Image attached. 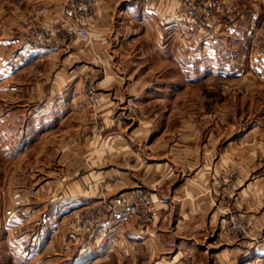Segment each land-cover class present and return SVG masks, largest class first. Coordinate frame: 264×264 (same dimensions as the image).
I'll use <instances>...</instances> for the list:
<instances>
[{"label":"crops","instance_id":"obj_1","mask_svg":"<svg viewBox=\"0 0 264 264\" xmlns=\"http://www.w3.org/2000/svg\"><path fill=\"white\" fill-rule=\"evenodd\" d=\"M185 1L96 0L83 40L68 30L81 23L73 0H0V134L12 151L5 164L27 154L21 169L6 171L10 184L23 183L0 190V218L19 212L37 230L22 238L37 247L30 264H158L167 253V264H232L239 255L264 263V124H223L219 88L213 108L187 104L205 96L191 89L223 80L248 94L264 87V78L250 86L247 77L264 61L248 59L263 14L253 0H231L239 16L207 24L210 39L191 49L181 35ZM44 27L63 43L34 45L30 29ZM169 63L179 81L169 82ZM169 101L182 110H169ZM174 113L182 119L169 129ZM146 193L155 207L145 225ZM120 195L133 200L117 215L102 208ZM93 205L102 211L87 228L81 221ZM239 214L245 234L221 247V230Z\"/></svg>","mask_w":264,"mask_h":264},{"label":"rangeland","instance_id":"obj_2","mask_svg":"<svg viewBox=\"0 0 264 264\" xmlns=\"http://www.w3.org/2000/svg\"><path fill=\"white\" fill-rule=\"evenodd\" d=\"M190 1L192 0H186L185 3L187 4L188 2L189 4ZM200 1L202 3H199V5H197L199 6L198 10H200V14L198 15L196 22H193L192 19L189 17V15H186L188 11L185 13V6H184L185 3L183 5L184 14L180 17V18L183 17L181 35L183 38L189 41L188 43L191 49L192 48L195 49L196 46L199 45V42H201L202 40L210 39L207 34L208 32L207 24H214L218 22L220 16L223 17L229 14H238L239 16V11L236 10L237 6H235L231 0H200ZM251 6L254 11H257L260 8L261 12L260 11L259 12L260 14H263L259 22V25L256 27V30L254 31V34L252 36V41L249 46L250 52H249L248 59L249 60L251 59L252 62H254L255 60L254 58L256 56L260 57L261 54L264 55V0H256V1L253 0V4H251ZM187 16L190 18V20L188 19ZM197 23L201 25V28L197 26ZM186 28H190V31L188 32L185 31ZM204 29L207 32H205ZM37 32H38L37 30L30 29L29 37L31 39H36ZM192 41H194L195 46ZM195 53L198 55L197 51H195ZM1 54H2V50L0 49V56ZM198 56H202V54ZM258 61H260L261 66H259L258 69H256L257 71L256 74L254 73L255 75L251 74V76L250 75L247 76L248 79H250L249 81L250 84H248L250 86L253 85V82L260 83L261 79L264 78V61H262V58H259ZM242 72L243 70H241L240 74H242ZM244 75H246V73ZM181 78H182V75L180 74L179 69L173 68L172 64L169 63V82H171V80L179 81ZM243 80L240 81V83H244L245 80L244 81ZM242 85L243 86L241 89L239 88L240 87L239 82H237L236 84H231L230 81L226 82L225 80H223L220 85L218 84H216V86H214L213 84L208 85V87L210 88H207L206 86H200V87L197 86V88L194 87L195 88L194 90L193 89L190 90L192 91L191 93L195 95L205 93V96L203 100H201L199 97H190L189 100L187 99V104L189 106V109H194L196 111H198V109H203V108L211 109L214 106V101L217 103V100H215L213 96L214 90L216 89V93H217V90L219 88L221 89V94H223L222 99H221V105H223L222 111L226 112V113H223L224 115H222L223 124L224 123L230 124L237 120L244 121L246 124H251V123L254 124L257 122H262V124H264V87H260V89H256L257 87L256 86L255 91L253 90V93L250 91L248 94L246 93L245 84H242ZM171 89L172 88L169 85L170 92H171ZM231 94H233V97H230ZM240 94H242V96L244 97L243 98L244 100L242 101L239 100ZM235 100L236 102H234ZM182 104L183 103H181L180 101H174V102L169 101V110L171 108H174V111L182 110ZM237 107L239 109L240 108L246 109L250 113L246 116H243V118H240V117L235 118L233 113H234L235 108ZM258 112L260 115H257ZM179 114L176 115L174 113V115L169 116V129L171 127H176L180 124L182 116H180ZM195 119L198 120V118H195ZM2 124L3 123L0 121V125ZM96 132L100 133V130L97 129ZM1 138L3 139V142ZM5 140H6V133L2 132L0 134V160H2L3 163H0V190H4V191L17 188L20 184L23 183V182L18 181V182H14V184L13 182H11L10 184V182L7 180L5 175H6V171L10 170L11 167L12 169H16V170L21 169L22 165H18L16 162L22 161V159L27 155V154L22 155V153H20L19 155H12L11 159L14 160L13 161L14 164L11 165L8 163V165H6L5 164V162L7 161L6 155L11 153L12 151H10ZM35 149H32L31 153L29 154L30 156H32V154L35 153L36 151ZM150 195L151 194L146 193V195L144 194L140 198V200L143 202V207H145L146 205H150L151 207H153L152 212L149 214V216L151 217L150 218L151 221L147 219L149 218L147 214L142 213L141 222L145 225L150 224L154 221L153 213H154L155 204L151 200ZM114 198H111V200H113ZM165 199L166 198H162L164 202H165ZM97 206L99 205H93L87 211L86 217L82 219L81 223L84 227L89 228L96 224L100 214H97L95 221L88 223L87 225L85 224L86 223L85 221H86L89 211H92L93 214L98 213L97 212L98 210L96 209ZM6 216L3 215V217L0 218V222H1L0 225H2L0 228V264H30L29 261L31 259V256L34 257L36 255L35 250L37 247L34 245H29V248H28V246H26L25 244L22 245V238L27 239L30 237H34L35 234H33V231H37V230L33 229L32 224L31 225L26 224L25 222L24 225H22L23 224L22 222H24L25 217L23 214L19 212L18 214H15V213L6 214ZM238 224L245 226V221L244 222L238 221ZM26 225H29V227L27 228ZM245 227L237 228L234 231H232V233H230V227L222 229L221 230L222 244L220 246L228 247L227 244H230L231 242V240H229L230 237L234 234H237V237L245 234L246 232ZM207 256L208 257L206 258H210V255H207ZM241 256L242 255H239L238 259L229 261V262L232 264H264L263 262H261V260L260 261L258 260L257 263L252 262V261L244 262L245 258ZM167 260H169V253H167L164 256L160 255L157 260V263L167 264ZM155 261L156 260H153L151 263L147 262L143 264H153ZM210 263L212 264L211 261L209 262V260H207L206 264H210ZM223 263L225 264V262Z\"/></svg>","mask_w":264,"mask_h":264},{"label":"built area","instance_id":"obj_3","mask_svg":"<svg viewBox=\"0 0 264 264\" xmlns=\"http://www.w3.org/2000/svg\"><path fill=\"white\" fill-rule=\"evenodd\" d=\"M74 1V8L75 11L77 13V20L79 22H81L78 26H70L68 24V30L70 31L71 34L76 35L77 37L86 40L89 37V30L88 27L86 26V24H84V20L87 16V13L89 11H91L93 9V7L95 6L96 0H73ZM199 3H202L200 0H192L189 2H187V4L185 3V13L187 12L186 15H189V17L192 19L193 22L197 21L198 15L200 14V10H198L197 5H199ZM205 3V2H204ZM203 3V4H204ZM42 12L44 13H49L47 8H42ZM188 17V16H187ZM188 17V19L190 20V18ZM197 26L199 28H201V25L197 23ZM185 31H190V28H186ZM55 34L54 32H52L51 30H49L48 28H42L41 30H39L37 32V37L36 39H31L32 43L36 46H42V47H50L53 46L54 44H62L63 41L60 38H55L54 37ZM198 54H200V52H197ZM90 95H91V100L93 102L94 105H99L100 103V97L98 94L90 91ZM128 106L131 110H135L136 105L134 100L129 99L128 101ZM133 200V198H128L127 196L124 195H120L116 198H114L111 201L106 202L102 208L104 209H110L112 210L113 215H117L118 214V210H120V208L125 207L126 204H128L129 202H131ZM101 205L97 206L96 209L98 210L96 214H93L92 211H89L88 216L86 218V225L88 223H91L93 221L96 220L97 214H101L102 208L100 207ZM153 207H151L150 205H146L145 207H143L142 209V213L143 214H147L149 216V214L152 212ZM150 216L149 218H147L149 221L150 220ZM238 221L241 222H246V219L243 215L239 214L237 216H235L232 219V223L230 226V233H232V231H234L237 228H243L245 226H242L241 224H238Z\"/></svg>","mask_w":264,"mask_h":264}]
</instances>
